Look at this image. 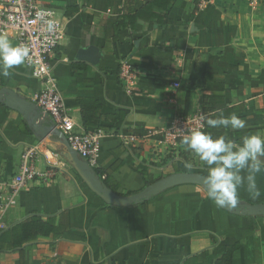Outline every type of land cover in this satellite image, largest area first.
Segmentation results:
<instances>
[{
    "label": "crops",
    "instance_id": "obj_1",
    "mask_svg": "<svg viewBox=\"0 0 264 264\" xmlns=\"http://www.w3.org/2000/svg\"><path fill=\"white\" fill-rule=\"evenodd\" d=\"M37 1L55 10L65 29L51 59L50 81L34 80L21 65L9 77L0 76V88L31 101L34 93L52 86L78 132L95 131L83 126L80 103H98L105 129H99L104 135L96 170L113 192L138 193L165 177L163 170H171L166 176L207 175V166L186 146L163 149L160 131L180 115L198 117L204 107L218 111L241 105L246 127L231 130L230 139L264 137V0H214L202 10L198 0H177L168 24L138 21L116 39L114 25L124 0ZM147 1L133 0L134 8ZM121 62L136 72L133 81L120 77ZM119 111L125 117L115 127L107 117ZM47 139L57 137L51 133ZM32 144L40 150L36 170L53 166L56 175L49 183L27 184L16 204L0 215V233L31 215L46 220L63 213L72 231L1 251L0 264H214L236 243L241 246L232 264H264V217L230 214L195 185L173 187L145 205L108 206L73 173L60 156L61 145L39 141L19 113L1 104L0 204L7 190L3 183ZM190 156L194 162L188 167L183 159ZM257 186L259 197L242 188L239 201L264 203V171Z\"/></svg>",
    "mask_w": 264,
    "mask_h": 264
},
{
    "label": "built area",
    "instance_id": "obj_2",
    "mask_svg": "<svg viewBox=\"0 0 264 264\" xmlns=\"http://www.w3.org/2000/svg\"><path fill=\"white\" fill-rule=\"evenodd\" d=\"M213 1L198 0L196 7L202 10ZM49 21L52 22L51 29ZM0 34L11 37L14 46H26L30 50L23 65L29 69L34 80L47 85L54 67L51 59L65 37L64 25L55 10L44 7L37 0H0ZM61 62H67V59H62ZM119 75L126 82L136 78V72L124 62L120 63ZM31 102L39 111L41 121H48L54 129L62 132L77 156L93 170L98 169L99 146L104 133L101 130L78 132L60 95L52 86L34 93ZM202 128L201 114L198 117L180 115L175 118V124L160 132L167 140H174L184 139L191 132L201 131ZM175 144L174 140L172 145ZM39 153L37 144L29 145L22 151L16 173L3 183L7 190L0 204V215L16 204L17 197L28 183L36 180L49 183L55 177L53 166H48L43 171L36 170L35 163Z\"/></svg>",
    "mask_w": 264,
    "mask_h": 264
},
{
    "label": "clouds",
    "instance_id": "obj_3",
    "mask_svg": "<svg viewBox=\"0 0 264 264\" xmlns=\"http://www.w3.org/2000/svg\"><path fill=\"white\" fill-rule=\"evenodd\" d=\"M48 24L51 29L52 22ZM29 51L26 46H13L6 35L0 34V76L9 77L11 70L23 65ZM207 125L235 131L244 129L246 121L234 113L229 116L221 114L207 119ZM181 143L207 166L203 184L208 198L216 207H237L242 188L252 198L260 196L257 175L264 171V137L247 135L237 143L223 135L213 138L210 132L193 131Z\"/></svg>",
    "mask_w": 264,
    "mask_h": 264
},
{
    "label": "trees",
    "instance_id": "obj_4",
    "mask_svg": "<svg viewBox=\"0 0 264 264\" xmlns=\"http://www.w3.org/2000/svg\"><path fill=\"white\" fill-rule=\"evenodd\" d=\"M176 2L177 0H148L139 9H135L133 0H124L122 14L118 16L114 25V39L117 38L118 32L121 30H133L138 21L152 22L155 27L168 24L169 14ZM0 104L4 107L3 103ZM80 105L83 126L85 128H94L95 130H104L105 127L100 125L101 116L99 104L87 101L81 102ZM243 112L244 110L241 105L229 106L218 111L204 107L201 112L203 126L201 131L210 132L213 138L223 135L230 139L232 129L222 127L210 128L207 125V119L217 118L221 114L229 116L233 113L242 119ZM124 117L125 113L119 111L113 116L107 117V119H112L115 127H119ZM93 171L105 186L114 191L110 188L106 179L101 178L100 171ZM140 174L143 175V173ZM145 204L142 203L141 205ZM71 231L67 213H63L59 217L47 218L46 220H42L36 215H31L12 228L0 233V252L19 248L26 243L35 241L38 237L61 236ZM240 246V243H236L225 247L223 255L214 264H232L233 254Z\"/></svg>",
    "mask_w": 264,
    "mask_h": 264
},
{
    "label": "water",
    "instance_id": "obj_5",
    "mask_svg": "<svg viewBox=\"0 0 264 264\" xmlns=\"http://www.w3.org/2000/svg\"><path fill=\"white\" fill-rule=\"evenodd\" d=\"M86 53V51L84 53L81 52L80 57L83 58L82 54L85 55ZM0 103H3L4 107L7 109L19 113L29 127H31L39 141L61 145L63 147L61 153L62 158L69 163L86 188L108 206L123 208L139 205L149 201L151 198L168 189L180 185L200 186L204 190L206 188L202 179L205 175L199 173L177 172L160 178L144 187L138 193L131 195L115 193L104 185L93 169L90 168L85 161H82L77 156V153L70 147L62 132L54 129L48 121H41L40 113L34 103L19 96L14 90L7 87L0 88ZM51 133L56 135V140L47 139V136ZM220 209L241 217H264V203H246L239 201L238 206L235 208L223 207Z\"/></svg>",
    "mask_w": 264,
    "mask_h": 264
},
{
    "label": "rangeland",
    "instance_id": "obj_6",
    "mask_svg": "<svg viewBox=\"0 0 264 264\" xmlns=\"http://www.w3.org/2000/svg\"><path fill=\"white\" fill-rule=\"evenodd\" d=\"M163 136L161 137L162 138V141L164 142V147H163V149H165V150H168L169 148H172V147H174V145H172V143L174 142V140L176 141V144L178 143V144H182L181 143V141L183 140V139H180V138H176V139H174V140H167L165 137V135L164 134H162ZM194 162V159H193V156H192V158H191V156L189 157V158H184L183 159V163L186 165V166H189V165H191L192 163ZM70 168V167H69ZM68 168V169H69ZM72 169V168H71ZM73 170V169H72ZM171 172V170H169V171H164L163 170V172H162V175L163 176H166L168 173H170ZM73 173L75 174V172L73 171Z\"/></svg>",
    "mask_w": 264,
    "mask_h": 264
}]
</instances>
